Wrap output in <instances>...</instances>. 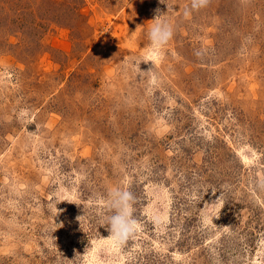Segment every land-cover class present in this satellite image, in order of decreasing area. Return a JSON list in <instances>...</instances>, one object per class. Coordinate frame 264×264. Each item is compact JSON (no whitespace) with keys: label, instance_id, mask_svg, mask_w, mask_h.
<instances>
[{"label":"rangeland","instance_id":"374dc122","mask_svg":"<svg viewBox=\"0 0 264 264\" xmlns=\"http://www.w3.org/2000/svg\"><path fill=\"white\" fill-rule=\"evenodd\" d=\"M162 2L0 0V264H264V0Z\"/></svg>","mask_w":264,"mask_h":264},{"label":"clouds","instance_id":"9594fccd","mask_svg":"<svg viewBox=\"0 0 264 264\" xmlns=\"http://www.w3.org/2000/svg\"><path fill=\"white\" fill-rule=\"evenodd\" d=\"M209 2L210 0H191L190 7L185 9V16L189 15L191 11L206 7ZM162 14L157 9V15L153 19L154 22L147 31L151 50L155 53H159L163 46L174 36V26L166 19L160 18ZM134 199L130 191L120 187H114L108 193L106 206L110 214L98 226L107 228L111 246L114 249L122 248L137 233L138 226L134 218Z\"/></svg>","mask_w":264,"mask_h":264}]
</instances>
